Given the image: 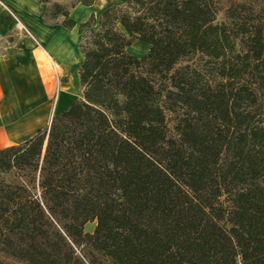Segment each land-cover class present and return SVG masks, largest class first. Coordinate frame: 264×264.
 Masks as SVG:
<instances>
[{
  "label": "trees",
  "instance_id": "1",
  "mask_svg": "<svg viewBox=\"0 0 264 264\" xmlns=\"http://www.w3.org/2000/svg\"><path fill=\"white\" fill-rule=\"evenodd\" d=\"M35 1L73 32L96 0ZM217 15L128 0L79 26L81 99L0 151V264H264V0Z\"/></svg>",
  "mask_w": 264,
  "mask_h": 264
},
{
  "label": "crops",
  "instance_id": "2",
  "mask_svg": "<svg viewBox=\"0 0 264 264\" xmlns=\"http://www.w3.org/2000/svg\"><path fill=\"white\" fill-rule=\"evenodd\" d=\"M42 10L35 0H0V40L7 44L11 36L18 38L0 52V151L22 145L44 128L54 103L48 60L28 38L42 39L50 28L41 21Z\"/></svg>",
  "mask_w": 264,
  "mask_h": 264
},
{
  "label": "rangeland",
  "instance_id": "3",
  "mask_svg": "<svg viewBox=\"0 0 264 264\" xmlns=\"http://www.w3.org/2000/svg\"><path fill=\"white\" fill-rule=\"evenodd\" d=\"M71 0H65L62 4L70 5ZM128 0H103V2L95 1L93 7L86 9L78 7L72 15V19L77 23L78 27L73 32L65 31L58 27L49 28L45 36L34 40L32 37H28L34 44H38L41 47L42 52L46 56L49 65V71L51 72V78L54 84V103H49L47 109V120L45 127H48L53 118L57 117L61 113L68 110L72 103L81 99L78 82V70L82 65V57L79 54L78 48L81 43V37L79 36V26L85 24L92 15L96 19L107 9L112 7H122ZM213 3L217 6L218 15L216 24H226V13L234 5L250 4L252 0H213ZM4 17L10 20L12 17L8 12H4ZM11 41L16 42L18 38L13 35ZM7 47L5 42L0 40V52ZM149 48L142 45H134L128 53L138 59H141L148 55ZM69 65L70 70L65 72V66ZM182 67L186 65H181ZM67 96L61 94L63 91ZM60 101V102H59ZM58 102L60 104H58ZM68 102V103H67ZM57 103V104H56ZM44 127V128H45ZM170 129L172 125L170 124ZM8 182H12V177H7ZM96 228V223L86 225L84 231L87 235H92Z\"/></svg>",
  "mask_w": 264,
  "mask_h": 264
},
{
  "label": "bare ground",
  "instance_id": "4",
  "mask_svg": "<svg viewBox=\"0 0 264 264\" xmlns=\"http://www.w3.org/2000/svg\"><path fill=\"white\" fill-rule=\"evenodd\" d=\"M99 2H103V0H98ZM84 9V8H83ZM70 70V68H69V65H66L65 66V72L66 73H68V71ZM61 94H63V95H65V96H67V94L64 92V90L63 91H61L60 92ZM57 104V103H56ZM58 104H60V103H58ZM38 106H39V103H37V105L36 104H32L31 105V108L32 109H34V108H37L38 109ZM39 112V111H38Z\"/></svg>",
  "mask_w": 264,
  "mask_h": 264
},
{
  "label": "built area",
  "instance_id": "5",
  "mask_svg": "<svg viewBox=\"0 0 264 264\" xmlns=\"http://www.w3.org/2000/svg\"><path fill=\"white\" fill-rule=\"evenodd\" d=\"M13 17V16H12Z\"/></svg>",
  "mask_w": 264,
  "mask_h": 264
}]
</instances>
